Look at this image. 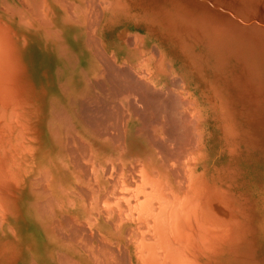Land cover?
<instances>
[{"label":"bare ground","instance_id":"bare-ground-1","mask_svg":"<svg viewBox=\"0 0 264 264\" xmlns=\"http://www.w3.org/2000/svg\"><path fill=\"white\" fill-rule=\"evenodd\" d=\"M200 5L0 0V264H264V76Z\"/></svg>","mask_w":264,"mask_h":264},{"label":"rangeland","instance_id":"rangeland-1","mask_svg":"<svg viewBox=\"0 0 264 264\" xmlns=\"http://www.w3.org/2000/svg\"><path fill=\"white\" fill-rule=\"evenodd\" d=\"M169 1H172V0H145V1L144 0L143 1L142 0L140 1L132 0L131 3H130V0H118V1L115 0L117 8H116V12L114 13V16L121 17L122 19L126 18L125 20L128 22V25L131 27L130 29L131 31L138 30L139 32H143L144 30L141 29V26L143 25L142 18H144V12H141V11L143 10L142 6L145 7L147 5V9H149L148 12L150 13L149 16L153 18L154 21L155 19H159V17L164 18L163 20L165 23V27L162 28V31L168 32L166 24L167 22H170L171 20V19H168V16L172 15L171 14L172 7L175 4L177 5V3H180V4L182 3L181 6H179L180 4H178L176 8H174L175 7L174 6L173 9L175 10V12L177 11L183 12L184 11L183 9L186 5L187 0H178L177 2H175L176 0H173L174 2H169ZM191 1H193L196 5L199 4V6H201L200 4L202 3L205 4L206 6L205 13H206L207 20L209 21V23H211L212 25H216L219 31H221L222 33L224 32L223 35H226V40H225L227 41L225 42L226 50L232 49V48H240L242 52L243 73H248V75L245 76V81L251 80V86L253 84L257 86L260 77L262 75L264 76V0H260V1L258 0L259 3H256V0L255 1L246 0L247 2L245 0H230V1L229 0H191ZM168 2H169V6L171 7L168 6L167 4ZM133 3H137L134 5L135 7H133ZM261 4L263 5L261 6ZM136 5H139V7ZM151 5L158 6V8L151 7ZM233 6H235L234 7L235 10ZM193 8L195 10V13L201 16L202 11L197 9L198 6H195ZM246 8H248L247 11L245 10ZM133 11L135 14L132 13ZM135 11L137 12L139 11V12L137 13ZM159 11L161 12L158 15ZM129 14H131V16H129ZM139 15H142V17ZM220 15H222V17L224 18L223 25H217V21H219ZM244 15H247V16H244ZM236 17L238 20H236ZM239 19H242V21L240 20L241 21L240 22ZM132 20L135 22H133ZM144 25L146 27V24ZM235 34L238 35V38H239L238 43L236 42L234 38ZM192 43L193 42H191V44ZM194 46H196L195 49L197 48L196 50L197 52H199L200 50V48L198 49L199 44L197 45L195 44ZM209 56L211 57L210 62L214 63L211 53L209 54ZM234 61L236 62V64L240 63L238 57H236ZM251 61L256 62V67L253 69H252V65L248 64ZM226 62H227V65L235 68L234 62H230L228 57L226 59ZM246 67L248 68L249 71L252 69L253 72H249ZM212 70L215 71V69H212ZM256 90H255V98H260L259 92L262 90V88L261 90L260 88H257ZM258 102L260 103L261 100L259 99Z\"/></svg>","mask_w":264,"mask_h":264}]
</instances>
